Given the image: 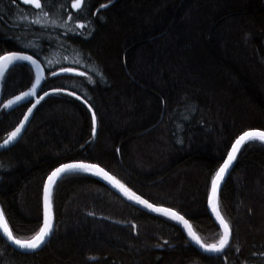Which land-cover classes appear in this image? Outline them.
<instances>
[{
	"label": "trees",
	"instance_id": "1",
	"mask_svg": "<svg viewBox=\"0 0 264 264\" xmlns=\"http://www.w3.org/2000/svg\"><path fill=\"white\" fill-rule=\"evenodd\" d=\"M70 4L56 0L36 25L22 0H0V54H29L45 71L36 97L7 108L31 89L36 71L17 62L1 78L0 144L28 115L17 140L0 150V206L14 236L30 239L42 226L49 174L81 161L217 243L211 179L244 131L264 130V0H87L79 12ZM52 205L47 246L23 253L0 234V264H264V144H244L221 191L232 229L222 255L201 253L174 222L88 175L61 178Z\"/></svg>",
	"mask_w": 264,
	"mask_h": 264
},
{
	"label": "snow or ice",
	"instance_id": "2",
	"mask_svg": "<svg viewBox=\"0 0 264 264\" xmlns=\"http://www.w3.org/2000/svg\"><path fill=\"white\" fill-rule=\"evenodd\" d=\"M13 4L17 3L18 0H12ZM24 5L29 6L33 10L35 16L34 19L30 21L32 24L40 25L42 20H47L52 14V8L55 7L56 0H22ZM111 3V0H109ZM87 6V0H71L70 7L72 9L82 11ZM108 5H101L102 8L107 7ZM76 17L69 15L68 19H75ZM22 20H27L28 16L21 14ZM55 24V20L52 21ZM78 28H84V24H78ZM17 62H28L36 71L35 83L32 84L31 89L26 92H22L20 95L16 96L14 99L9 100L5 105V108L10 107L14 104H17L20 101H23L29 97H32L36 94L37 87L41 84L43 79V68L41 64L34 59L33 56L27 55L21 51H4L3 54H0V76H3L6 71L10 70V66H14ZM60 73H74L77 76L84 77L86 72L77 71L74 67H61ZM53 76L58 75V73L53 72ZM91 82V77H87ZM48 93L45 92L44 96H47ZM73 95V93H69ZM44 96H40L37 99L36 104H39L40 100L44 99ZM79 99V97H77ZM36 104H33L31 108H28V113H32V109L36 107ZM91 111V107L89 109ZM28 120V115L24 116V121H21L18 127L12 131L8 138L0 144V148L6 147L9 144L13 143L19 137L21 130L24 128V122ZM96 123L97 118L95 112L92 113V131L93 136L96 132ZM259 141L264 144V130H249L244 131L231 146V150L227 153V159L224 160L223 164L219 167V170L216 171L215 175L211 179V192L208 196V207L211 209L212 213L215 215L216 220L219 222V226L222 229V235L220 236L217 243H206L201 240V238L193 231L192 227L189 225L188 220H186L178 212L173 211L168 208H159L150 204L147 200L141 199L139 196H135V202L137 204L143 205L144 208L149 209L152 212H159L165 216H168L170 219L179 222L187 229L188 237L196 245L199 246L204 252L221 254L224 252L226 246L229 245L232 229L229 222L222 216L218 208V192L220 188L221 181L223 180L225 173L228 172L229 167L232 165L233 161L237 157L242 145L248 142ZM68 172H84L91 173L92 175L100 176L113 186L118 187L125 195L129 196V199H132L134 194L129 195L128 189L124 187L120 181L115 180L114 177L110 176L103 168L99 167L97 164L90 163H64L59 167L55 168L50 175L47 177V183L44 186V206H43V226L30 238V239H19L14 236L12 229L9 227V222L5 219V213L0 209V231L3 235L10 241L12 244L16 245L20 249L27 250H36L41 247L45 242V239L50 235L52 230V200H51V190L54 184L57 182L58 177L63 173ZM90 215L92 213H89ZM167 241H165V244Z\"/></svg>",
	"mask_w": 264,
	"mask_h": 264
},
{
	"label": "water",
	"instance_id": "3",
	"mask_svg": "<svg viewBox=\"0 0 264 264\" xmlns=\"http://www.w3.org/2000/svg\"><path fill=\"white\" fill-rule=\"evenodd\" d=\"M26 63H28V62H26ZM39 63H40V62H39ZM28 64H29V63H28ZM41 67L43 68L42 65H41ZM43 70H44V68H43ZM0 79H1V76H0ZM44 79H45V71H43V79L41 80V84L37 87V89H36V94H35L33 97H36L37 93H38L39 90L41 89V87H42V85H43V83H44ZM44 97H45V96H44ZM36 101H37V99H36ZM36 101H35L34 104H36ZM40 101H41V100H40ZM36 105H37V104H36ZM96 133H97V123H96V132H95V134H96ZM234 142H235V141H234ZM243 146H244V145H242V147H243ZM242 147L240 148V150L242 149ZM3 148H4V147H3ZM3 148H0V150L3 149ZM230 150H231V148H230ZM230 150H229V151H230ZM240 150H239V152H240ZM239 152L237 153V157H238ZM237 157H236V159H237ZM225 159H227V156L225 157ZM225 159H224V160H225ZM236 159L233 161L232 165L229 167L228 172L225 173V176H224L223 180L221 181L220 188H219V192H218V208H219V197H220L221 191H222V189H223L225 183L227 182V180L229 179V177H230V175H231V173H232V171H233V168H234V165H235ZM223 162H224V161H223ZM69 163H87V162L74 161V162H69ZM90 164H92V163H90ZM222 164H223V163H222ZM99 167H100V166H99ZM101 168H102V167H101ZM54 170H55V169H54ZM104 171H106V170L104 169ZM106 172H107V171H106ZM73 173H79V174H84V175L91 176V177L95 178L96 180H98L101 184H103L104 186H106L108 189H110L111 191H113L116 195H118L121 199H123L125 202L129 203L130 205H132V206H134V207H136V208H138V209H140V210H142V211H144V212L152 213V214H156V215H160V216H162V217H165V218L171 220L172 222H174V223H175V224L181 229L182 233H183L184 236L187 238V240L191 243V245H192L194 248H196L198 251H200L201 253H203V254H205V255H210V256H218V255H222V254H223V253H224V252L230 247V245H231V242H232V233H231V237H230L229 245L226 246V248H225V250H224L223 253H221V254H215V253H207V252H204L202 249L199 248L198 245H196L193 241H191V239L188 237L187 229H186L182 224H180V223L177 222V221H174V220L170 219L168 216H165V215H163L162 213H159V212H152V211H150L149 209L144 208L143 205L137 204V203L135 202V196H139L141 199H144V198L141 197L140 195L136 194L135 192L131 191L130 189H128L124 184H123L124 187H125L126 189H128V193H129V195L134 194V196H133L132 199H129V196H128V195H125L124 192L121 191L118 187L113 186V184H110L108 181H106V180L103 179L102 177H100V176H96V175H92L91 173H84V172H68V173H63V174H61L60 177H58L57 182H58L62 177L66 176V175H68V174H73ZM107 173H108L110 176H112L109 172H107ZM49 175H50V174H49ZM112 177H113V176H112ZM115 180H117V179L115 178ZM57 182H56V183H57ZM46 183H47V179H46V181H45V184H46ZM56 183L54 184V186H53V188H52V190H51V200H52V191H53V189H54ZM120 183H121V182H120ZM45 184H44V186H45ZM121 184H122V183H121ZM210 192H211V191H210ZM144 200H146V199H144ZM148 202H149V201H148ZM149 203H150V202H149ZM150 204H152V203H150ZM153 205H154V204H153ZM43 206H44V188H43ZM154 206L159 207V208H167V207L157 206V205H154ZM207 208H208L209 215L211 216V218L213 219V221L215 222V224L218 226V228H219V229L221 230V232H222V229H221L220 226H219V222H218V220H216L215 215L212 213L211 209L208 207V203H207ZM0 209H2L1 206H0ZM168 209H170V208H168ZM171 210H173V209H171ZM219 210H220V209H219ZM52 211H53V206H52ZM173 211H175V210H173ZM176 212H177V211H176ZM180 215H181V214H180ZM183 217H184V216H183ZM184 218H185V217H184ZM185 219H186V218H185ZM186 220H187V219H186ZM188 222H189V221H188ZM189 225H190V223H189ZM42 226H43V217H42ZM42 226H41V227H42ZM190 226H191V225H190ZM191 227H192V226H191ZM192 229H193V228H192ZM54 231H55V217H54V212H53L52 230H51V233H50V235L45 239V242L41 245V247H40L39 249H36V250L20 249V248H18L16 245H14V244H12L10 241H8L7 238L3 235L2 231H0V234H1L2 237L5 239V241H6L10 246H12L15 250L20 251V252H23V253H36V252L42 250L45 246H47V244L49 243V241L51 240V238H52V236H53V234H54ZM193 231H194V230H193Z\"/></svg>",
	"mask_w": 264,
	"mask_h": 264
},
{
	"label": "bare ground",
	"instance_id": "4",
	"mask_svg": "<svg viewBox=\"0 0 264 264\" xmlns=\"http://www.w3.org/2000/svg\"><path fill=\"white\" fill-rule=\"evenodd\" d=\"M26 54V53H25ZM27 55H29V54H27ZM34 58V57H33ZM35 59V58H34ZM38 61V60H37ZM39 62V61H38ZM41 64V63H40ZM42 65V64H41ZM1 78H2V76H1ZM44 81H45V79H44ZM0 84H1V79H0ZM37 96V95H36ZM37 99H39V98H37ZM84 175V174H83ZM65 177V176H64ZM63 178V177H62ZM57 184V183H56ZM53 206V205H52ZM42 209H43V204H42ZM42 217H43V215H42Z\"/></svg>",
	"mask_w": 264,
	"mask_h": 264
}]
</instances>
